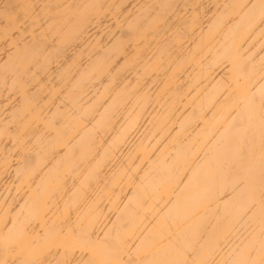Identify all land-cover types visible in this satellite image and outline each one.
I'll list each match as a JSON object with an SVG mask.
<instances>
[{"label": "bare ground", "instance_id": "obj_1", "mask_svg": "<svg viewBox=\"0 0 264 264\" xmlns=\"http://www.w3.org/2000/svg\"><path fill=\"white\" fill-rule=\"evenodd\" d=\"M0 264H264V0H0Z\"/></svg>", "mask_w": 264, "mask_h": 264}]
</instances>
